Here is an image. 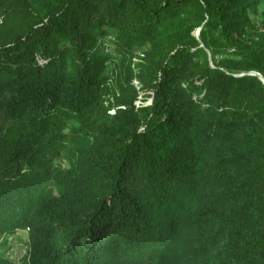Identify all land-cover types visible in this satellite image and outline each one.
I'll use <instances>...</instances> for the list:
<instances>
[{"label":"trees","instance_id":"1","mask_svg":"<svg viewBox=\"0 0 264 264\" xmlns=\"http://www.w3.org/2000/svg\"><path fill=\"white\" fill-rule=\"evenodd\" d=\"M259 2L0 0V264H264Z\"/></svg>","mask_w":264,"mask_h":264},{"label":"rangeland","instance_id":"2","mask_svg":"<svg viewBox=\"0 0 264 264\" xmlns=\"http://www.w3.org/2000/svg\"><path fill=\"white\" fill-rule=\"evenodd\" d=\"M263 10H264V0H260L258 5L259 15L257 14L254 19H258V20L261 19L263 15L262 14ZM139 102L140 101L137 100L135 104L139 105L140 104ZM13 238H16V241L15 239L11 240V242L14 241L13 243H11L12 245H14V249L11 251V254L13 255V257L18 258L20 256L21 250L26 248L25 243L27 239V233L23 231L18 232Z\"/></svg>","mask_w":264,"mask_h":264},{"label":"built area","instance_id":"3","mask_svg":"<svg viewBox=\"0 0 264 264\" xmlns=\"http://www.w3.org/2000/svg\"><path fill=\"white\" fill-rule=\"evenodd\" d=\"M114 37L111 36V35H108L106 37H104V39H102L100 41V45L102 47V50L105 54L109 55V54H112V46H113V43H114ZM23 232H26V231H23ZM27 233V232H26ZM12 239H15L16 241V238H12ZM11 239V240H12ZM14 241H12L11 243H13ZM12 248H11V251L14 249V245H12ZM27 253V248L21 250V253H20V256L17 258V257H13V255H9L10 259L15 262V263H19V261L21 260L22 257H24Z\"/></svg>","mask_w":264,"mask_h":264},{"label":"water","instance_id":"4","mask_svg":"<svg viewBox=\"0 0 264 264\" xmlns=\"http://www.w3.org/2000/svg\"><path fill=\"white\" fill-rule=\"evenodd\" d=\"M263 83H264V81H263Z\"/></svg>","mask_w":264,"mask_h":264}]
</instances>
